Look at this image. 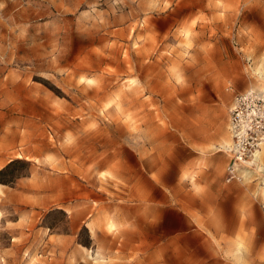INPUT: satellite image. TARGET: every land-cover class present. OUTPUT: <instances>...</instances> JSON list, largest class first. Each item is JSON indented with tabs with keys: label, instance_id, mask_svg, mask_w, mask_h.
I'll list each match as a JSON object with an SVG mask.
<instances>
[{
	"label": "rangeland",
	"instance_id": "obj_1",
	"mask_svg": "<svg viewBox=\"0 0 264 264\" xmlns=\"http://www.w3.org/2000/svg\"><path fill=\"white\" fill-rule=\"evenodd\" d=\"M251 88L264 0H0V264H264Z\"/></svg>",
	"mask_w": 264,
	"mask_h": 264
},
{
	"label": "built area",
	"instance_id": "obj_2",
	"mask_svg": "<svg viewBox=\"0 0 264 264\" xmlns=\"http://www.w3.org/2000/svg\"><path fill=\"white\" fill-rule=\"evenodd\" d=\"M229 131L231 142L224 149L229 156L225 181L259 179L264 170L259 162L264 145V89L251 88L236 94L230 109Z\"/></svg>",
	"mask_w": 264,
	"mask_h": 264
},
{
	"label": "crops",
	"instance_id": "obj_3",
	"mask_svg": "<svg viewBox=\"0 0 264 264\" xmlns=\"http://www.w3.org/2000/svg\"><path fill=\"white\" fill-rule=\"evenodd\" d=\"M229 142V141H228ZM227 142V143H228ZM264 146V145H263ZM263 148V147H262ZM261 153H262V149H261ZM261 153H260V159H261ZM228 156V155H227ZM261 161H262V159H261ZM228 162H229V156H228V161H227V163L225 164V166H224V171H223V181L225 182V183H228V184H231V183H236V182H226L225 181V167H226V165L228 164Z\"/></svg>",
	"mask_w": 264,
	"mask_h": 264
},
{
	"label": "bare ground",
	"instance_id": "obj_4",
	"mask_svg": "<svg viewBox=\"0 0 264 264\" xmlns=\"http://www.w3.org/2000/svg\"><path fill=\"white\" fill-rule=\"evenodd\" d=\"M231 142V141H230ZM230 143L228 142L223 149H225ZM261 153V152H260ZM259 162H262L259 156Z\"/></svg>",
	"mask_w": 264,
	"mask_h": 264
}]
</instances>
